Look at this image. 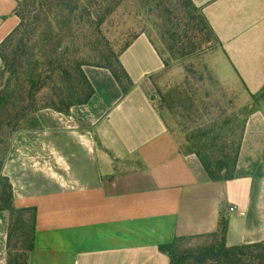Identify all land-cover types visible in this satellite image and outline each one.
<instances>
[{
	"label": "crops",
	"instance_id": "0c3cea01",
	"mask_svg": "<svg viewBox=\"0 0 264 264\" xmlns=\"http://www.w3.org/2000/svg\"><path fill=\"white\" fill-rule=\"evenodd\" d=\"M22 1L0 0V44L18 25ZM192 1L217 36L213 51L223 53L229 80L259 93L264 0ZM121 61L134 83L127 95L109 70L85 67L96 93L89 104L69 115L41 110L40 128L9 139L4 174L14 204L37 208L29 264H171L160 245L204 241L221 215L228 246L264 241V112L244 124L233 179L213 182L195 154L181 151L156 105V78L171 66L150 38L139 35ZM8 227L2 211L0 264Z\"/></svg>",
	"mask_w": 264,
	"mask_h": 264
},
{
	"label": "trees",
	"instance_id": "16d2710c",
	"mask_svg": "<svg viewBox=\"0 0 264 264\" xmlns=\"http://www.w3.org/2000/svg\"><path fill=\"white\" fill-rule=\"evenodd\" d=\"M123 1L23 0L19 4L15 11L19 23L0 44V146H6L17 132L40 128L36 115L41 110L69 115L74 107L89 104L96 93L85 67L109 70L123 95L132 90L134 83L121 56L139 35L118 53L102 45L97 47V62L88 63L78 55L79 34L93 31L104 39L102 29ZM141 6L155 13L157 20L162 11L167 13L161 19L166 49L159 50L147 35L167 68L217 46V36L192 0H143ZM166 52L169 58H165ZM261 94L251 95L252 102L256 103ZM257 110L254 106L244 113L243 127ZM223 129L214 127L180 145L183 153L199 158L213 182L233 179L241 148L242 134L237 142L228 141L222 137ZM6 156L7 151L0 158V212L9 215L6 264H29L35 249L37 208H16L13 185L4 174ZM228 226V218L221 215L217 232L206 236L203 244L184 248L182 243L192 238H176L160 245L159 250L171 264H264V241L228 246Z\"/></svg>",
	"mask_w": 264,
	"mask_h": 264
},
{
	"label": "rangeland",
	"instance_id": "374dc122",
	"mask_svg": "<svg viewBox=\"0 0 264 264\" xmlns=\"http://www.w3.org/2000/svg\"><path fill=\"white\" fill-rule=\"evenodd\" d=\"M142 1L124 0L104 25V39L102 36L97 37L93 31L83 30L79 34L78 55L88 63L97 62V47L102 45L118 53L126 43L140 34L150 36L159 50L164 51L166 44L162 40L164 23L161 19L167 13L162 11L157 20L155 13L141 6ZM172 27L176 28L169 26ZM214 49L201 50L173 62L169 69L156 78V105L180 145H187L195 135L208 133L217 126L224 127L222 137L237 142L243 130L244 113L254 106L264 112V87L259 92L262 93L259 100L253 103L251 96L243 90L244 85L229 80L232 71L222 66L223 53L218 51L215 54ZM165 58H169L167 52ZM7 148L8 143L0 146V158ZM203 243L201 240H188L182 245L189 248Z\"/></svg>",
	"mask_w": 264,
	"mask_h": 264
},
{
	"label": "built area",
	"instance_id": "2783aa9c",
	"mask_svg": "<svg viewBox=\"0 0 264 264\" xmlns=\"http://www.w3.org/2000/svg\"><path fill=\"white\" fill-rule=\"evenodd\" d=\"M231 210H234L233 208Z\"/></svg>",
	"mask_w": 264,
	"mask_h": 264
}]
</instances>
